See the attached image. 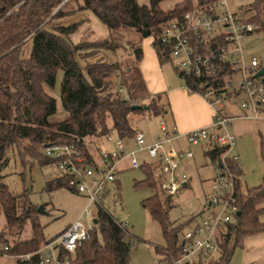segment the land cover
Masks as SVG:
<instances>
[{"label": "trees", "instance_id": "16d2710c", "mask_svg": "<svg viewBox=\"0 0 264 264\" xmlns=\"http://www.w3.org/2000/svg\"><path fill=\"white\" fill-rule=\"evenodd\" d=\"M161 1L148 0L147 5H140L136 0H76L75 9L89 10L108 31L132 32L138 39L152 37V47L162 62L167 59V50L157 36L163 23L212 0H195L194 3L180 0L167 9L160 7ZM60 2L0 0V171L7 163L9 149L15 151L23 167L30 168L33 163L49 166L50 159L43 153L45 144L72 141L83 148L85 140L111 132L129 138L134 131L129 123L130 114L161 117L167 111L163 96L151 95L146 90L138 69L139 45L130 48L132 61L125 67L119 60L107 62L102 58L82 66L78 64V59L93 56L100 50H110L118 57L123 48L115 34L93 41H69L68 37L81 20L55 24L54 20L72 14L67 8L70 0L59 5ZM244 10L248 11L245 19L256 25L255 30L264 31V0H252ZM58 70L61 71L59 101L65 118L50 123L56 103L47 89L53 86ZM185 82L196 92L193 78L187 77ZM132 104L139 107L131 109ZM220 151L213 146L203 154L210 162H215ZM226 161L231 167L229 160ZM139 167L145 177L137 184L151 188V195L142 200L141 205L160 225L164 240V245L155 246L154 251L160 256L159 262L171 264L178 255L177 235L182 225H174L168 219L170 196L155 187L150 163L143 162ZM235 173L239 175V170ZM57 188H64L62 179L52 177L44 183L46 191ZM235 197L238 214L221 237L215 264H226L233 248L244 236L264 230V222L259 219L264 212V205H260L264 202V186L241 191L236 181ZM0 212L4 227L9 231L16 229L19 233L25 221L29 225L28 237L10 243L0 232V244H7L9 253H32L40 242L49 240L42 236L36 206L27 200L25 191L13 195L2 182L1 174ZM95 216L96 223L89 238L69 254L72 262L128 264L129 244L124 240L126 226L118 225L103 207L97 209ZM34 258L33 254L29 261L18 264H33Z\"/></svg>", "mask_w": 264, "mask_h": 264}, {"label": "built area", "instance_id": "2783aa9c", "mask_svg": "<svg viewBox=\"0 0 264 264\" xmlns=\"http://www.w3.org/2000/svg\"><path fill=\"white\" fill-rule=\"evenodd\" d=\"M63 2L61 0L59 5ZM255 29L254 23L229 10L224 0H212L167 20L157 36L184 88L193 92L185 82L187 77L193 78L197 88L195 93L200 94L212 109V121L208 126L185 133L187 144L202 151L213 146L221 150L218 159L210 162L213 175L209 195L202 210L191 217L180 232L178 255L171 264H215L221 237L234 222L238 181L234 170H240L241 162L233 152L236 138L228 130L233 116L225 106L237 99L240 117L264 120V73L257 75L261 65L253 56L243 63L239 44L240 39ZM176 137L175 129L158 118L154 139L146 142L143 132L134 129L131 137L126 139L137 149L129 151L125 150V138L112 137L111 133L85 140L83 148L72 141L45 144L43 153L50 159L52 177L62 179L64 188L84 198L86 204L80 215L85 220L77 218L55 237L40 242L32 253H9V246L3 243L0 244V255L9 257L12 260L9 264L29 261L33 254L35 264H74L69 254L89 238L95 226L92 219L102 207L107 185L114 182L122 158L128 159L129 167L137 168L143 162H138L135 152L144 151L153 160L150 165L154 169L156 186L166 195L172 196L186 186L188 180L179 169V159H191L193 154L189 148H174L172 141ZM89 206H93V211ZM117 223L128 225L126 221Z\"/></svg>", "mask_w": 264, "mask_h": 264}, {"label": "rangeland", "instance_id": "374dc122", "mask_svg": "<svg viewBox=\"0 0 264 264\" xmlns=\"http://www.w3.org/2000/svg\"><path fill=\"white\" fill-rule=\"evenodd\" d=\"M178 1L180 0H162L159 5L161 8L167 9ZM224 1L229 10L237 12L241 17H247L248 11H245L244 8L252 0ZM136 2L140 5L148 4V0H136ZM190 2L194 3L195 0H190ZM67 8L68 12L72 14L77 11L75 9L77 8L76 0H70ZM80 14L65 19L63 17V21L54 20L53 22L55 24H68L75 20H82L77 29L69 36L72 43H77L81 40L90 41L89 38L100 39L108 36L107 28L89 10H82ZM110 34H115L119 38L123 48V50H119L120 55L118 57L113 52L112 56L121 62L122 67H125L132 61L129 51L132 46L137 45L138 38L135 34L128 31L125 33L118 32L117 34L114 31H110ZM239 44L244 64L253 56L261 65V68H264V31L255 30L246 34L239 40ZM82 52L80 54L83 55ZM94 60V56H88L81 60L78 59L77 62L82 66L92 63ZM162 64L181 82L168 59H164ZM60 77L59 75L55 76L53 86L47 89L56 103V112L49 118L50 123L65 118L59 101ZM111 90L114 91L113 88ZM121 93L124 94L123 88H121ZM227 104L226 106L228 107ZM231 104V114L236 113L238 109L237 99L232 100ZM148 119L146 116L139 117V115L133 113L129 115L130 126L133 129L141 130L145 138H148L155 129L153 126L155 123L151 125ZM153 119L157 123V118L154 117ZM254 122L250 118L237 117L236 114H233L228 129L237 138L234 151L237 152L241 162L240 180L242 190L245 187L251 188L262 183L261 179L264 177V146H257L255 134L253 132L251 134ZM111 136L115 137L116 134L111 132ZM123 142L125 143L126 151L137 149V146L131 140L125 138ZM191 151L193 154L192 158L184 159V161H191L187 166L179 168L188 179L187 186L179 188L169 198L171 208L167 212V217L172 224L182 225L177 238L191 217L202 210V205L210 192L209 178L212 176L210 161L199 148L192 147ZM6 156L7 163L0 171L2 182L6 184L13 195H19L25 191V197L32 205L43 206L45 213L38 215V221L42 227L44 240L55 237L64 227L77 218L82 221L85 220V217L80 215L82 208L86 204L81 195L73 193L66 188H57L52 191L44 189L45 181L52 178V170L49 166H39L37 163H33L30 168L23 167L15 151L10 149L7 151ZM134 156L140 163L153 161L147 157L144 151H136ZM118 168L119 171L115 175L116 182L107 185V190L101 200V206L116 221H126L128 223L126 234L124 235V240L129 244L128 264H162L158 261L160 256L154 251L155 246L164 245L160 225L149 217L147 210L141 205L142 200L151 195L150 187L146 184H137L145 177L143 169L141 167H129L126 157L120 160ZM155 187L157 188L156 184ZM158 194L161 195L159 192ZM260 205H264V202ZM89 209L93 211L94 208L89 206ZM4 224V217L0 212V232L9 243L22 240L29 235L27 221L24 222L19 233H16V229L7 230ZM11 261L6 255H0V264H9ZM226 264H264V230L244 236L240 244L233 248Z\"/></svg>", "mask_w": 264, "mask_h": 264}, {"label": "crops", "instance_id": "0c3cea01", "mask_svg": "<svg viewBox=\"0 0 264 264\" xmlns=\"http://www.w3.org/2000/svg\"><path fill=\"white\" fill-rule=\"evenodd\" d=\"M81 11L82 10L75 11L73 14L64 16V19L67 17H75L77 14L81 15L80 14ZM57 20L63 21V17ZM108 32H109L108 35H110V31ZM115 33L117 34L118 32H115ZM89 39L90 41L99 40L98 38H89ZM151 42H152V37L150 36L137 39V45H139V47L141 48V59L138 62V69H139L140 75L143 79V82L145 84V87L148 93H150L151 95L161 94V96H163L165 100L167 111L164 113L163 116L156 117V118L157 120L158 118H162L166 122L168 127H173L175 129L177 133V137L172 141V146L174 148L176 149L189 148L190 150L192 147L199 148L197 146H189L187 144L185 140V133L194 128L208 126L212 121V109L210 105L199 94L195 92L187 91L183 86L182 80L180 79L181 80L180 82L178 79H176L173 76V74L164 66V64H162V62L159 61L157 54L154 48L152 47ZM93 56H94V59L102 58L107 62H112L116 60L112 56V52L110 50H100ZM57 75L59 76L61 75L60 70L56 72V76ZM231 103L232 101L229 102V104H227L228 107L225 106L228 113L232 116L233 114H236L237 117H240L239 116L240 113L238 109L236 113L231 114L232 113L230 112L231 107H232ZM140 116L141 117L146 116L147 118L150 117L146 113L139 114V117ZM153 118L151 119L150 123L151 125L155 123L153 125L155 129L148 138H145L146 142H151L154 139V136L157 132V123L155 122V119ZM252 120L255 121L254 122L255 124H253V127L251 129L252 130L251 134L252 132L253 134H255L256 145L257 146L259 145V147L264 146V120H254V119ZM235 144H236V141H235ZM200 150L202 151V149ZM233 152L237 154V152L234 151V148H233ZM184 159L185 158L179 159L180 161L179 168H183L187 166L188 163L191 161V160L184 161ZM263 162H264V156H263ZM240 174H241V169L239 170L238 182H239L240 190L244 191L242 190V186H241V180H240L241 175ZM211 177L209 178V180L211 179ZM115 182L116 181L114 180V183ZM261 182L262 183L258 185L264 186V177L263 179H261ZM259 219L260 221L264 222V212L260 215Z\"/></svg>", "mask_w": 264, "mask_h": 264}, {"label": "water", "instance_id": "95a60500", "mask_svg": "<svg viewBox=\"0 0 264 264\" xmlns=\"http://www.w3.org/2000/svg\"><path fill=\"white\" fill-rule=\"evenodd\" d=\"M263 73H264V68H260V69L258 70V72H257V75H262ZM137 107H139V105H137V104H132V105H130V108H131V109H133V108H137ZM36 211H37L39 214H44V213H45L42 205H38V206H36ZM235 214L237 215V214H238V211H236ZM92 222H93V223H96V218H93V219H92ZM33 264H35V263H33Z\"/></svg>", "mask_w": 264, "mask_h": 264}]
</instances>
